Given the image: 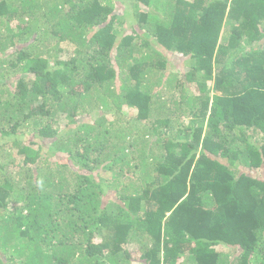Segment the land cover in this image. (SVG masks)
Listing matches in <instances>:
<instances>
[{"label":"trees","instance_id":"obj_1","mask_svg":"<svg viewBox=\"0 0 264 264\" xmlns=\"http://www.w3.org/2000/svg\"><path fill=\"white\" fill-rule=\"evenodd\" d=\"M132 260L264 264V0H0V264Z\"/></svg>","mask_w":264,"mask_h":264},{"label":"rangeland","instance_id":"obj_2","mask_svg":"<svg viewBox=\"0 0 264 264\" xmlns=\"http://www.w3.org/2000/svg\"><path fill=\"white\" fill-rule=\"evenodd\" d=\"M123 27L126 29V33H128L131 28H130V25H126L124 24ZM159 50L162 51V53L165 55V57L167 58V67L168 69H173L172 71H176L177 73L182 71V72H185L186 67L189 68L188 66V60H186L185 58H182L180 55H176L174 52H165L163 49H160V47H157ZM67 50H72V48L70 46H68ZM33 53L35 52L34 49H32ZM71 52V51H70ZM168 73V72H167ZM115 85L119 86V81H116L115 82ZM93 110L92 106L91 107H86V111H91ZM95 109L93 110L92 114L87 117V120L90 121V122H95L96 121V116H95ZM126 115H127V118H133L135 117L136 115V112H134L133 110H130V109H126ZM144 122V121H143ZM143 122H140V124H135L134 125V128L132 129L133 133H134V137L133 138H130V142L132 143V145L134 146V143L137 139V137L140 135L142 136V123ZM130 126L133 127V125L130 124ZM27 140H30V136H27L26 138ZM32 141V140H31ZM133 146L131 149H133ZM131 150H129L130 152ZM130 156H132L130 154ZM135 156V155H133ZM257 173V172H256ZM217 251H222L224 253H233V249L231 248H228V247H217L216 248ZM133 259H135L137 261L138 259V255H136ZM135 260H132L130 262V264H136L137 262H133Z\"/></svg>","mask_w":264,"mask_h":264}]
</instances>
